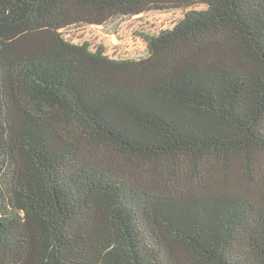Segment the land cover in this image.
I'll list each match as a JSON object with an SVG mask.
<instances>
[{"label":"trees","instance_id":"16d2710c","mask_svg":"<svg viewBox=\"0 0 264 264\" xmlns=\"http://www.w3.org/2000/svg\"><path fill=\"white\" fill-rule=\"evenodd\" d=\"M0 264H264V0H0Z\"/></svg>","mask_w":264,"mask_h":264},{"label":"rangeland","instance_id":"374dc122","mask_svg":"<svg viewBox=\"0 0 264 264\" xmlns=\"http://www.w3.org/2000/svg\"><path fill=\"white\" fill-rule=\"evenodd\" d=\"M182 17L180 11H150L133 17H114L100 26L73 27L65 34L74 42L87 41L92 47L102 45L110 57L141 59L146 56L141 35H157L172 28Z\"/></svg>","mask_w":264,"mask_h":264}]
</instances>
